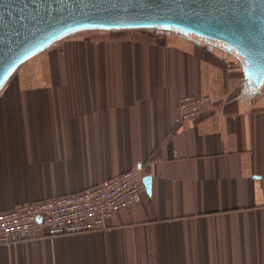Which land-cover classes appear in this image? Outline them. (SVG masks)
Here are the masks:
<instances>
[{
  "label": "crops",
  "instance_id": "0c3cea01",
  "mask_svg": "<svg viewBox=\"0 0 264 264\" xmlns=\"http://www.w3.org/2000/svg\"><path fill=\"white\" fill-rule=\"evenodd\" d=\"M173 32H92L22 64L0 90V213L150 178L100 232L0 246V264H264V83ZM186 96H207L178 120Z\"/></svg>",
  "mask_w": 264,
  "mask_h": 264
},
{
  "label": "water",
  "instance_id": "95a60500",
  "mask_svg": "<svg viewBox=\"0 0 264 264\" xmlns=\"http://www.w3.org/2000/svg\"><path fill=\"white\" fill-rule=\"evenodd\" d=\"M173 32L215 44L264 83V0H0V90L17 68L65 39L92 32ZM149 191L150 178L143 177Z\"/></svg>",
  "mask_w": 264,
  "mask_h": 264
},
{
  "label": "built area",
  "instance_id": "2783aa9c",
  "mask_svg": "<svg viewBox=\"0 0 264 264\" xmlns=\"http://www.w3.org/2000/svg\"><path fill=\"white\" fill-rule=\"evenodd\" d=\"M209 104L207 96L182 98L178 103V120L195 117ZM257 180L264 195V175ZM143 191L140 170L132 169L99 187L1 212L0 246L103 231L107 221L133 207Z\"/></svg>",
  "mask_w": 264,
  "mask_h": 264
},
{
  "label": "rangeland",
  "instance_id": "374dc122",
  "mask_svg": "<svg viewBox=\"0 0 264 264\" xmlns=\"http://www.w3.org/2000/svg\"><path fill=\"white\" fill-rule=\"evenodd\" d=\"M135 32H142V31H135ZM143 32H146V31H143ZM153 32H155V31H152V32H151V31H150V32L147 31L146 33H153ZM65 40H66V39H65ZM63 41H64V40H63ZM29 60H30V59H29ZM26 62H27V61H26ZM23 64H24V63H23ZM20 66H21V65H20ZM20 66H19V67H20ZM19 67H18V68H19ZM18 68H17V69H18Z\"/></svg>",
  "mask_w": 264,
  "mask_h": 264
},
{
  "label": "trees",
  "instance_id": "16d2710c",
  "mask_svg": "<svg viewBox=\"0 0 264 264\" xmlns=\"http://www.w3.org/2000/svg\"><path fill=\"white\" fill-rule=\"evenodd\" d=\"M126 32V31H125ZM127 32H129V31H127Z\"/></svg>",
  "mask_w": 264,
  "mask_h": 264
}]
</instances>
